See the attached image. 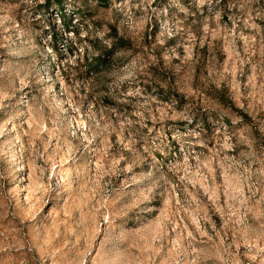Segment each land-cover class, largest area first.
I'll return each instance as SVG.
<instances>
[{
	"label": "rangeland",
	"instance_id": "374dc122",
	"mask_svg": "<svg viewBox=\"0 0 264 264\" xmlns=\"http://www.w3.org/2000/svg\"><path fill=\"white\" fill-rule=\"evenodd\" d=\"M0 264H264V0H0Z\"/></svg>",
	"mask_w": 264,
	"mask_h": 264
}]
</instances>
